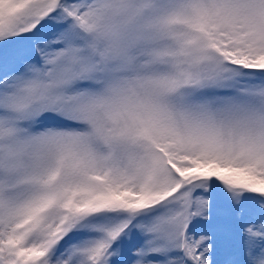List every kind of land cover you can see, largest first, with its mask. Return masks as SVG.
I'll list each match as a JSON object with an SVG mask.
<instances>
[{
	"label": "snow or ice",
	"instance_id": "6c2138e0",
	"mask_svg": "<svg viewBox=\"0 0 264 264\" xmlns=\"http://www.w3.org/2000/svg\"><path fill=\"white\" fill-rule=\"evenodd\" d=\"M0 264H264V0H0Z\"/></svg>",
	"mask_w": 264,
	"mask_h": 264
}]
</instances>
